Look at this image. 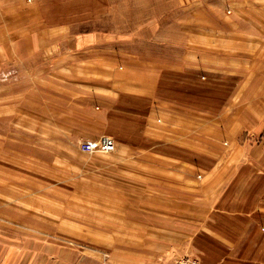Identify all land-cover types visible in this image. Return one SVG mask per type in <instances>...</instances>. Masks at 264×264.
<instances>
[{"label":"rangeland","instance_id":"374dc122","mask_svg":"<svg viewBox=\"0 0 264 264\" xmlns=\"http://www.w3.org/2000/svg\"><path fill=\"white\" fill-rule=\"evenodd\" d=\"M0 41V264H264V0H0Z\"/></svg>","mask_w":264,"mask_h":264},{"label":"built area","instance_id":"2783aa9c","mask_svg":"<svg viewBox=\"0 0 264 264\" xmlns=\"http://www.w3.org/2000/svg\"><path fill=\"white\" fill-rule=\"evenodd\" d=\"M83 149L86 152L93 153L95 151L101 153H111L115 149V143L112 138L103 136L98 141L91 143H85L83 145ZM173 264H198L195 260L186 259V260H179L174 262Z\"/></svg>","mask_w":264,"mask_h":264},{"label":"crops","instance_id":"0c3cea01","mask_svg":"<svg viewBox=\"0 0 264 264\" xmlns=\"http://www.w3.org/2000/svg\"><path fill=\"white\" fill-rule=\"evenodd\" d=\"M15 9V12H18V10H19V8H14ZM32 11H36V10H32ZM14 12V13H15ZM35 14V13H34ZM36 15V14H35ZM18 18L20 17V16H18V15H16ZM21 17H25L26 18V16H24V15H21ZM25 23L26 24H28L27 23V21L25 20ZM43 27H45V26H43ZM40 29H43V28H40ZM46 29V28H45ZM38 31H36L37 33H40V31H43V33H45V30H39V29H37ZM34 34H36V33H34ZM44 37V36H43ZM35 39L37 40V39H39V40H41L42 42H43V39L41 38V36H39V37H37V34H36V37H35ZM1 42V41H0ZM14 43H16V42H12V44H14ZM17 44V43H16ZM1 55V54H0ZM3 55H5V54H3Z\"/></svg>","mask_w":264,"mask_h":264},{"label":"bare ground","instance_id":"6f19581e","mask_svg":"<svg viewBox=\"0 0 264 264\" xmlns=\"http://www.w3.org/2000/svg\"><path fill=\"white\" fill-rule=\"evenodd\" d=\"M196 261V260H195ZM198 264H201V263H199L198 261H196Z\"/></svg>","mask_w":264,"mask_h":264}]
</instances>
